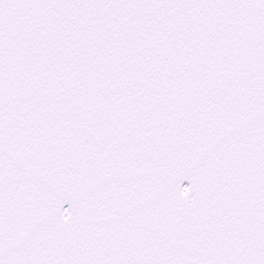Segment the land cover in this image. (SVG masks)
<instances>
[{"label":"snow or ice","instance_id":"6c2138e0","mask_svg":"<svg viewBox=\"0 0 264 264\" xmlns=\"http://www.w3.org/2000/svg\"><path fill=\"white\" fill-rule=\"evenodd\" d=\"M0 264H264V0H0Z\"/></svg>","mask_w":264,"mask_h":264}]
</instances>
